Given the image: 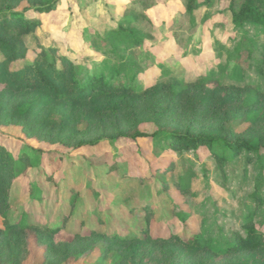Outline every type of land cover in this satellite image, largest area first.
I'll return each mask as SVG.
<instances>
[{"label":"rangeland","instance_id":"obj_1","mask_svg":"<svg viewBox=\"0 0 264 264\" xmlns=\"http://www.w3.org/2000/svg\"><path fill=\"white\" fill-rule=\"evenodd\" d=\"M34 1L37 2L0 0V10L8 5L18 11ZM57 1L52 11L38 15L40 23L34 31L22 35L7 33L24 43V61H32L41 47H55L57 55L80 66L90 65L91 73H106L113 62L105 60L98 50L102 48L101 37L116 27L118 13L130 0ZM230 5V0L218 1L211 7L203 4L183 24H179V14L184 10L180 0H159L148 8L153 32L135 50L140 71L135 76L134 101L124 97L117 111H112L113 104L120 99L109 108L101 102L103 111L97 114L89 102L71 106L55 98L44 101L42 90H14L0 83V144L15 154L29 150V146L44 149L47 152L43 164L53 162L56 171L68 181L67 186L58 187L46 182V199L35 205L26 195L27 179L21 178L10 203L14 219L19 218L17 213L24 207L33 210L38 219L61 222L62 213L69 207L68 196L76 192L73 214L78 216L77 209H83L85 221L80 234L68 229L49 238L34 229L6 228L0 208V264H264V252L233 250L239 237H247L250 227L264 234V157L243 150L221 165L205 147L172 149L162 130L163 126L181 128L188 122L195 129L218 127L224 119L229 122L236 106L234 101L228 111L215 98L203 99L198 88L190 93L186 90L196 84L201 86V76H210L205 78V88L214 87L215 81L255 84L261 93L260 103L264 104V76L253 68L246 69L243 63L245 76L239 82L242 69L234 51L244 37L255 46L264 43L263 26L235 25ZM173 30L179 42L175 41ZM158 81L163 82L155 94ZM31 103L35 104L33 109ZM136 115L142 119L137 124ZM228 122L222 124L224 130L233 129L234 133L247 136L262 134L264 110L254 124ZM131 126L155 136L113 139ZM50 134L54 138L61 136L63 142L48 143ZM99 138L94 147L74 146L79 140ZM261 153L264 155V149ZM111 163H118L119 168L109 172ZM158 169L162 172L155 174ZM137 176L150 179L140 183ZM159 177L166 181L170 198L160 190ZM258 183L261 185L256 189ZM95 190L109 200L102 205L111 206L96 211ZM143 203L154 211L148 223L143 220ZM130 206H138L136 214L129 215ZM183 211L189 214L185 228L176 217ZM103 223L110 229L129 225H148L152 231L170 228L186 236L193 231L209 238L211 245L186 255L173 251L177 249L173 244L146 239L136 255H126L121 248L97 255L101 250L99 243L88 234L91 229L101 231ZM214 253L218 256L213 262L201 263Z\"/></svg>","mask_w":264,"mask_h":264},{"label":"trees","instance_id":"obj_2","mask_svg":"<svg viewBox=\"0 0 264 264\" xmlns=\"http://www.w3.org/2000/svg\"><path fill=\"white\" fill-rule=\"evenodd\" d=\"M33 2L21 10L13 11L6 8L0 10V83L10 86L14 90L19 89H36L42 90L41 97L45 101L49 98H55L63 104L74 105V103L89 102L92 110L100 114L103 111L101 102L107 103L106 107L113 103L114 100L120 99L114 103V110L117 111L122 104L123 98L128 97L129 101H134L132 93L135 90V76L140 71L136 61L135 50L141 47L144 42L152 35V22L148 18L146 10L154 6L159 0H130L123 5L119 14V23L116 27L110 28L108 32L102 36V48L98 49L100 54L107 61H112L110 69L106 73L93 74L89 71L90 65L80 66L68 58L57 55L58 51L55 47H41L39 52L32 61L25 62L26 47L19 39L8 37L7 33L22 35L34 31L39 25V14L52 11L57 0ZM183 4V13L179 14V24H183V20L187 16H191L196 9L205 4L209 7L215 5L221 0H180ZM230 10L232 13V21L235 25H243L244 23L263 26L264 30V0H230ZM6 10V11H5ZM144 21V22H143ZM143 23V24H142ZM179 27V25H178ZM175 41L179 42L177 33L173 30ZM235 57L242 70H240L239 82L243 81L245 69L242 68L244 63L246 69L253 68L259 74L264 76V43L255 46L247 37L242 38L236 48ZM210 76H201L200 84H196L193 89L186 90L190 93L195 88L200 90L203 99L210 97L212 100H218L222 109L230 110V104L234 101L236 106L231 112L229 122L224 119L223 123H233L239 121H247L254 124L258 119L259 113L264 110V104L261 105L259 100L260 91L255 84H221L215 81L216 85L212 88L203 86L205 78ZM163 81L155 83L153 92H160ZM184 90V89H183ZM176 94V93H175ZM122 96V97H121ZM241 99H244L243 101ZM250 101V102H249ZM255 108H252L253 106ZM31 109L35 104H29ZM109 108V107H108ZM198 108V107H196ZM194 108V110L196 109ZM227 111V112H228ZM133 112V111H132ZM235 113V114H234ZM83 121L85 116L83 115ZM139 118V121H137ZM141 117H137L135 124L141 122ZM193 121V119H191ZM211 127L214 125L202 126L200 129L193 128L192 122H188L184 127L163 126V134L170 143L172 149L182 150H198L205 147L209 150L212 157L219 163L225 161L242 152L256 153L260 158L264 155L261 150L264 149V133L254 136L244 134H236L233 129L224 130L223 125ZM144 136H155L146 132L139 131L137 126H132L125 130L119 131L113 137L117 139L125 137L131 140ZM48 143L59 141L63 142L61 136L55 138L50 134L47 136ZM99 139L79 140L75 147H94ZM66 142V141H64ZM29 150H22L19 153H13L8 147L0 144V208L1 216L6 221V228L34 229L44 232L47 237L55 235L59 231L71 230L80 234V230L85 224L83 221L82 210L77 209L78 216H74L76 208V197L78 193L70 192L67 203L68 210L62 213L60 221H49L48 219H38L33 210L22 207L17 213L18 219H14V208L10 205L15 196L17 186L21 178L27 179L26 195L29 200L34 201L35 205L46 199L45 183L52 184L54 187L67 186L68 181L65 177L56 171L53 162L46 161L43 164V155L47 152L39 147H28ZM62 156V155H57ZM112 161V159H111ZM119 168L118 163H111L109 172ZM158 169L155 174L161 173ZM132 177V175H128ZM150 176L137 180L145 183ZM160 190L167 194L168 186L164 178H158ZM260 183L255 188L260 187ZM168 195V194H167ZM51 196H55L51 195ZM169 196V195H168ZM98 190H95L96 211H102L108 206L102 205L107 201ZM170 198V196H169ZM109 202V200H108ZM107 202V203H108ZM138 206H130L128 208L129 215L136 214ZM143 220L148 223L152 218L150 205L143 203ZM178 220L182 222L185 228L188 212L176 213ZM38 219V220H36ZM103 222V221H101ZM104 224V223H103ZM188 230V229H187ZM190 232V231H189ZM96 237L99 243L100 252L104 253L113 249H122L126 255H136L138 249L143 242L148 239L159 243L173 244L177 247L179 253L195 254L204 251L210 243V239L202 233L191 231L189 235H182L177 231L167 228L163 231H152L147 226L125 227L110 229L104 224L101 231L91 229L89 234ZM247 248L248 251H254L256 254L264 252V234L254 227H250L246 238L239 237V243L233 247L235 252H239ZM96 255V256H97ZM218 253L210 254L201 263L213 262ZM253 255H250L252 257ZM100 258V257H99Z\"/></svg>","mask_w":264,"mask_h":264}]
</instances>
